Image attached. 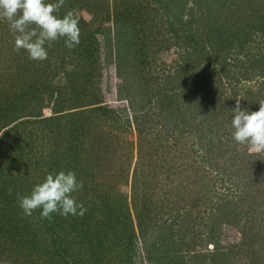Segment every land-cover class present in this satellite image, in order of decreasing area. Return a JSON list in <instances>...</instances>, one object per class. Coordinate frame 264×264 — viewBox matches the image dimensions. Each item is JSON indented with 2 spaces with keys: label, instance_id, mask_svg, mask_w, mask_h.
Returning a JSON list of instances; mask_svg holds the SVG:
<instances>
[{
  "label": "rangeland",
  "instance_id": "1",
  "mask_svg": "<svg viewBox=\"0 0 264 264\" xmlns=\"http://www.w3.org/2000/svg\"><path fill=\"white\" fill-rule=\"evenodd\" d=\"M112 1L65 0L58 13L71 10L85 22L80 41L91 56L61 39L46 60H31L14 51L0 20V264H210L203 256L214 247L201 233L214 216L226 264H250L252 251L260 262L264 251L248 230L264 222V170L254 164L259 153L233 140L231 120L237 100L249 112L264 101V78H249L244 57L260 53L264 39L250 37L245 49L220 44L216 55L194 62L183 34L209 29L200 5L234 21L239 5L254 16L264 0L256 8L255 0H178L181 12L162 0ZM211 129L227 138V151L209 152L200 136ZM154 159L157 171L147 175ZM205 169L210 176L201 178ZM69 170L83 182L73 195L85 213L25 216L17 194ZM244 170L252 173L247 181ZM165 218L179 224L170 234Z\"/></svg>",
  "mask_w": 264,
  "mask_h": 264
},
{
  "label": "clouds",
  "instance_id": "2",
  "mask_svg": "<svg viewBox=\"0 0 264 264\" xmlns=\"http://www.w3.org/2000/svg\"><path fill=\"white\" fill-rule=\"evenodd\" d=\"M64 3L65 0H0V20L7 22L13 33L14 51L23 50L29 59L43 61L54 42L63 39L68 49L78 46L79 17L70 10L61 18L58 13ZM232 113L233 140L254 153H264V101L259 103L258 111L249 112L242 109L237 100ZM82 188L83 182L77 179L75 172H50L30 193L17 194L18 206L25 216L40 209L41 219L51 220L53 213L82 216L86 209L73 195ZM212 247L209 245L208 249Z\"/></svg>",
  "mask_w": 264,
  "mask_h": 264
},
{
  "label": "trees",
  "instance_id": "3",
  "mask_svg": "<svg viewBox=\"0 0 264 264\" xmlns=\"http://www.w3.org/2000/svg\"><path fill=\"white\" fill-rule=\"evenodd\" d=\"M162 1H163V5H164L163 8L168 10L169 12L173 9H177L179 12H181L180 8H182V9L184 8V5L180 6V7L177 5V3L179 4L178 0H162ZM185 1H187V0H185ZM205 1L210 2V1H214V0H205ZM215 1L218 4L219 0H215ZM255 1L257 2L256 6H255V8H256L257 6H259V4H261L262 0H255ZM48 2H51V1L48 0ZM199 3H200V0H199ZM112 6L114 8L113 1H112ZM230 7H231V5H230ZM262 8L264 9V7H262ZM215 9H216V6H209L208 5L205 8V7L200 5L201 16H204V19L207 20V22H203V23H205V25H207L206 27H203V30H205L209 27V29L207 30L206 33L200 31L199 28H197L195 30H193L191 28H189L188 30H184L183 39L189 45L188 46L189 51H187V53L190 56L188 57V59H191V60L194 59V62H197L199 59H202V57L205 55L211 56V53H213L212 55H216V52L218 51V47L222 46L220 44H224L226 46L225 49H228V48L233 49V48H237V47H239L241 49H245L247 47V45H249L250 37H255L257 34H260L261 39H264V10L260 14H256L253 16V14L251 15L249 12L243 10L242 5L241 6L239 5L240 15H237V16H239V17H237V19L234 18L235 20L233 21L232 18H229V19H227V21H219L218 19L220 16H218V19H217L213 15V13L220 11V9H217L216 11H215ZM231 10H232L231 12L233 13V12L237 11V7H235L234 9H231ZM211 11H213V13H211ZM177 13L178 12H176V14ZM234 15H236V14H234ZM79 22L82 24V26L84 28H86V24L83 20L79 19ZM215 26H217L218 28H215ZM122 37L123 36L121 33H117V39L118 40H121ZM83 41H80L79 45L77 46L78 48L75 47V50L80 49L79 56H81L83 54H85L87 56H91L92 51H90L89 49L85 50V44H84L85 41L84 42ZM261 42L264 45V40H261ZM62 45L64 46L65 44L63 43ZM63 46L60 47V50L63 49ZM209 49H210V51H209ZM260 51H261L260 53H258L257 55H253L251 57L247 56V58H246V55H244V57L246 59V66L248 68V71L249 70L251 71L249 74V78H251V79H253L255 77L264 78V48L263 49L261 48ZM61 58L64 61H65V59H67L66 56H61ZM62 64H64V62ZM248 71H247V73H249ZM81 74H82V76H86V75H89V72L87 71V73H86L85 71H83ZM78 75H79V73H78ZM245 78L247 81L248 79H247L246 75H245L244 79ZM238 81H240V79ZM220 93L221 92H218V90H217L216 96L219 95ZM71 94L73 95V92H71ZM168 124H171V123H168ZM216 131L217 130H213V129L208 130L207 133H205V131H204L202 133V136H200L201 141H203L205 143H209V145L212 146L208 149L209 152L214 150L212 148H216L218 146L220 149L215 150V151H219L220 153H222L221 151H227L228 148H230V147H228L227 138L222 137L220 135V132H216ZM92 141H93V139L91 140V143H89V145H90L91 149H93L92 150L93 156L97 158V155L94 154L95 148L97 146L92 147V145H91ZM209 141H211V142H209ZM203 142H201V143H203ZM244 152H246V151H244ZM253 156H256L258 158L257 162L255 161L254 164H261V168H262V170H264V162H263L264 157H263V155L259 153L257 155H252V157ZM233 159L235 161H237L234 157H233ZM242 161L244 162V160H242ZM150 163L151 164H148L147 166H145L146 168H148L146 174L147 175H154L155 172L157 171V168H155L152 171L150 170V168L156 167L155 159H154V163L153 162H150ZM231 164H234V162H231ZM244 165H245L244 168L248 167V163L244 162ZM204 172L202 171V173L200 174L201 178L210 176L207 169H205ZM243 172H244L243 173L244 178L247 181L249 179V177L252 175V173H250L246 170H244ZM172 174L177 175V173L175 171H173ZM263 175H264V172H263ZM259 177L261 179V176H259ZM240 182H241V180H240ZM255 186H256V183H255ZM262 186L264 187V184H262ZM247 189H245V190H247ZM255 189H257L256 191H258V189H261V188L258 185ZM240 197L241 196H238L235 198L236 199L239 198L238 200H240L241 199ZM208 198H209V196H207V199ZM149 206H151V205H149ZM149 206L146 205L147 209ZM175 206L179 208V211H181L182 209H185V208H182L183 206L179 202H176ZM95 217L96 216H94V217L92 216V219L94 220ZM180 218H182V217H180ZM168 219L169 218H165L164 220H162V223H163L162 228L165 229L166 231H168V233L170 234L173 232L174 228H177L176 226H178L179 224L174 219L172 222L168 221ZM127 222H129L130 224L125 225L124 231H126L127 229H130L129 226L132 225V218L130 217L129 219H127L126 223ZM82 223H86V218L84 219V221ZM263 223L264 222H262V221H258L257 225L254 226V228L248 230V236H249V231L251 232V238L253 240V242L252 241L251 242L253 244L255 242L258 243L260 246V249L262 251H264V235L262 233ZM203 225L207 231L203 230V232L201 233L202 234V236H201L202 240L201 241H202V243H205L207 245H213V247H214L213 248L214 250H212V252L210 254H206L203 257L208 258L210 260V264H226V261L228 260L229 257H226L227 253L223 252V249L221 247H219V244L217 243V241H215L217 230H214V229L216 226L219 225L216 216H214V218L212 220H209L208 222H206ZM109 229H110V227H109ZM112 229H115V226H111L110 232L112 231ZM175 233H178V232L175 231ZM197 233L199 234L200 232L198 231ZM194 236H195V234H194ZM248 236H247V238H248ZM132 238L133 239L135 238L134 234L129 236V240H132ZM28 240H30V239H28ZM191 243H193V242H191ZM251 253H253V257L251 259L250 264H260V263L264 264V259H261L259 262V258L255 256V251H252ZM127 254L129 255L128 257L130 259L131 254L129 252H127ZM263 255H264V253H263ZM202 262H206V261L203 260Z\"/></svg>",
  "mask_w": 264,
  "mask_h": 264
}]
</instances>
